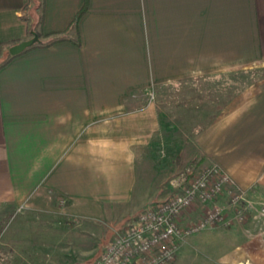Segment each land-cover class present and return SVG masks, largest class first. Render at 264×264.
<instances>
[{"label": "crops", "instance_id": "0c3cea01", "mask_svg": "<svg viewBox=\"0 0 264 264\" xmlns=\"http://www.w3.org/2000/svg\"><path fill=\"white\" fill-rule=\"evenodd\" d=\"M85 1L0 0V207L50 212L63 199L71 215L92 219L131 204L137 159L162 129L155 92L264 74V0H87L79 46L59 42L2 66L32 38L39 13L44 42L65 33ZM195 147L203 164L264 199V75ZM224 257L264 264V238Z\"/></svg>", "mask_w": 264, "mask_h": 264}, {"label": "rangeland", "instance_id": "374dc122", "mask_svg": "<svg viewBox=\"0 0 264 264\" xmlns=\"http://www.w3.org/2000/svg\"><path fill=\"white\" fill-rule=\"evenodd\" d=\"M263 75L260 69L236 71L216 79H191L155 92L154 98L149 99L158 107L162 129L137 159L138 184L132 203L107 207L100 217L92 219L71 215L63 199L50 212L0 207V264H96L107 246L138 215L176 191L173 181L192 167L194 156L200 154L195 137L226 110L229 95L256 85ZM246 83L250 86L244 88ZM228 88L231 92H227ZM236 187L257 208L258 217L253 219L256 213L249 211L246 223H239L227 197L215 198V206L224 208L223 221L177 241L179 249L172 264H229L224 262V256L244 240L264 238V199ZM187 215L181 227L195 224L203 217L199 210ZM239 260V264H252Z\"/></svg>", "mask_w": 264, "mask_h": 264}, {"label": "built area", "instance_id": "2783aa9c", "mask_svg": "<svg viewBox=\"0 0 264 264\" xmlns=\"http://www.w3.org/2000/svg\"><path fill=\"white\" fill-rule=\"evenodd\" d=\"M173 186L176 191L167 200L147 207L138 215L134 223L107 246L96 264H172L179 242L223 221L224 208L216 207L214 202L223 195L234 208L232 212L237 222L246 223L249 211L256 213L253 219L258 217L257 208L217 165L187 168L173 181ZM197 210L203 217L195 224L181 227L187 214Z\"/></svg>", "mask_w": 264, "mask_h": 264}, {"label": "trees", "instance_id": "16d2710c", "mask_svg": "<svg viewBox=\"0 0 264 264\" xmlns=\"http://www.w3.org/2000/svg\"><path fill=\"white\" fill-rule=\"evenodd\" d=\"M41 5H43V2L42 3H38V5L36 7V11H38L40 9ZM87 7H88V2L86 0L84 5H83V7H82V9L80 10V12L74 17V19H73L71 25L69 26L68 30L65 33H63L60 37H53L51 40L44 41V42H39V43L31 46L30 48H27L22 54H24L26 52H29V51H31L33 49L42 48V47L43 48L50 47L53 44H56V43H59V42H63V41L73 42V43L76 44V46H79L80 45V41H79L78 25H79L80 19L85 14V12L87 10ZM42 22H43V15L39 13L38 18H37L36 22L34 23L32 29H31V32L37 34L39 38L44 39V38H47V37L42 36L38 32V28L41 26ZM0 47H1V44H0ZM13 58H15V56H8V58L4 61L2 66L7 64ZM247 86H250V83H246L244 88H246ZM227 92H231L229 88H228ZM234 93L229 95L230 96V98H229L230 101L233 98H236V96L240 94V92L237 93V94H234ZM230 101H228V103H226L224 109L227 108V106H228ZM200 157L201 156L198 155V156L193 158V160H192V163H194V165L192 166L193 168H196V169L202 168V167H200V165H203V163H202L203 159L200 158ZM192 167H190V168H192Z\"/></svg>", "mask_w": 264, "mask_h": 264}, {"label": "water", "instance_id": "95a60500", "mask_svg": "<svg viewBox=\"0 0 264 264\" xmlns=\"http://www.w3.org/2000/svg\"><path fill=\"white\" fill-rule=\"evenodd\" d=\"M39 37L37 34L32 33V38L27 40V41H23L17 45L12 46L9 49V54L11 56H17L20 55L21 53H23L27 48H30L31 46L39 43Z\"/></svg>", "mask_w": 264, "mask_h": 264}]
</instances>
